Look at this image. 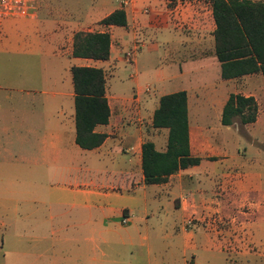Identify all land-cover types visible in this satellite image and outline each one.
Listing matches in <instances>:
<instances>
[{"label": "crops", "instance_id": "0c3cea01", "mask_svg": "<svg viewBox=\"0 0 264 264\" xmlns=\"http://www.w3.org/2000/svg\"><path fill=\"white\" fill-rule=\"evenodd\" d=\"M39 1L33 17L0 20V264H235L220 230L180 229L172 218L222 217L235 202L254 205V246L264 250V77L223 79L212 2ZM120 9L125 26L103 23ZM79 31L109 32L110 58L73 56ZM144 49L160 94H118V63L132 64L141 85ZM74 66L106 72L111 116L96 127L107 137L95 149L76 142ZM179 91L188 93L191 152L202 161L146 184L143 144L164 151L169 136L153 127L155 110ZM231 94L256 98V122L222 124ZM257 254L254 264H264Z\"/></svg>", "mask_w": 264, "mask_h": 264}, {"label": "trees", "instance_id": "16d2710c", "mask_svg": "<svg viewBox=\"0 0 264 264\" xmlns=\"http://www.w3.org/2000/svg\"><path fill=\"white\" fill-rule=\"evenodd\" d=\"M216 22V55L222 64L223 79L260 73L264 77V1L210 0ZM107 25L125 26L124 10H116L103 20ZM111 54L109 32L79 31L74 36L73 56L107 60ZM73 82L76 109V142L84 149H95L107 135L96 131L110 120L103 68L74 66ZM259 105L255 97L231 94L226 102L222 124H250L257 121ZM154 128H168V144L159 151L153 141L143 144V171L146 184L164 183L181 169L196 166L202 158L192 155L187 91L160 98L153 116Z\"/></svg>", "mask_w": 264, "mask_h": 264}, {"label": "rangeland", "instance_id": "374dc122", "mask_svg": "<svg viewBox=\"0 0 264 264\" xmlns=\"http://www.w3.org/2000/svg\"><path fill=\"white\" fill-rule=\"evenodd\" d=\"M264 1V0H263ZM129 49L126 48L125 52ZM124 52V54H125ZM123 54V57L125 56ZM145 49L140 51L138 56V77L140 78L141 85H135L134 79L131 77L132 74L136 73L132 64L127 62H120L117 65V69L115 71V75L112 78H116L118 83V94L123 95L129 89L130 91L133 88H140L146 89L150 87V93L153 96H158L161 92V89L158 85L155 84V78L153 72L150 71V65L145 63ZM235 81L229 82L228 85H236ZM240 85H242L240 83ZM158 86V87H157ZM220 127L224 128L223 125ZM243 128V132H244ZM242 147V146H241ZM243 149L245 147H242ZM241 148V149H242ZM229 203L226 204L225 209L229 210ZM235 208L233 211H227L226 215L219 216L217 214L206 216V218L197 219V218H190L193 219L195 225H203L205 228L209 229L211 232L215 230H220V238L225 241V249L228 253V256L232 262L235 264H254V253L260 255L258 257H264V250L258 249L254 246V231L259 229L257 228V219L254 217V205H250L248 202L244 203H236ZM173 220L176 221V225L178 228H182L186 225L187 228L197 231V227L193 225L189 227L187 225L188 221L185 222V219L181 216H172ZM262 219V218H261ZM154 221H149L148 225L151 227V224ZM165 223L157 224L158 229L165 228ZM264 235V229H263ZM264 240V239H262Z\"/></svg>", "mask_w": 264, "mask_h": 264}, {"label": "built area", "instance_id": "2783aa9c", "mask_svg": "<svg viewBox=\"0 0 264 264\" xmlns=\"http://www.w3.org/2000/svg\"><path fill=\"white\" fill-rule=\"evenodd\" d=\"M171 4H176V8L184 5L188 0H168ZM210 1V0H209ZM39 0H0V20H4L10 17H33L39 10ZM127 2H124L126 5ZM145 13H150L151 9L146 8ZM147 92L150 91V87H147ZM129 217L123 218V223H127ZM187 225L192 227L194 225L193 219H189Z\"/></svg>", "mask_w": 264, "mask_h": 264}]
</instances>
